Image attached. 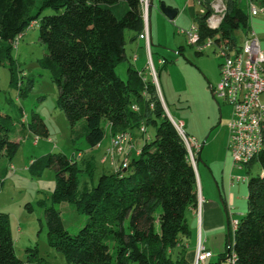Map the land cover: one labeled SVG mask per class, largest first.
Instances as JSON below:
<instances>
[{
	"label": "trees",
	"instance_id": "trees-1",
	"mask_svg": "<svg viewBox=\"0 0 264 264\" xmlns=\"http://www.w3.org/2000/svg\"><path fill=\"white\" fill-rule=\"evenodd\" d=\"M224 1L223 20L218 29H210L205 24L210 0H199L204 10L195 16L200 42L215 34L233 39L237 29H250L248 15L238 1ZM252 1L264 7V0ZM45 9L53 13L43 15ZM36 21L45 50L42 65L52 73L58 88L57 105L73 137L83 135L94 148L103 140L106 122L110 139L121 131H129L134 139L135 128L144 139L125 167L121 166L124 152L119 166L110 164L115 170H102L94 184L93 156L84 159L82 169L91 182L82 188L76 161L63 153L42 157L41 166L53 167L56 173L52 205L44 209L49 244L62 252L65 264H190L184 242L189 234L186 210L197 205L193 164L165 114L154 82L131 67L125 79L116 72L117 64L127 60L125 32L138 34L142 28L139 1L0 0V61L2 56L10 59L15 39ZM9 71L11 84H16L12 68ZM32 120V130L46 137L43 121L35 116ZM20 121L24 122L22 117ZM143 123L155 125L153 137ZM11 125V116L0 109V154L14 151L15 143L9 139ZM254 161L261 170L251 174ZM244 166L250 174L246 212L235 231L228 230L229 242L237 264H264V151ZM63 200L74 202L79 213L87 216L74 234L65 229L53 206ZM0 264H24L14 252L8 216L2 212Z\"/></svg>",
	"mask_w": 264,
	"mask_h": 264
},
{
	"label": "rangeland",
	"instance_id": "rangeland-1",
	"mask_svg": "<svg viewBox=\"0 0 264 264\" xmlns=\"http://www.w3.org/2000/svg\"><path fill=\"white\" fill-rule=\"evenodd\" d=\"M184 1L166 0L179 8H175L178 14L170 20L157 7L165 0H154V10L164 17V20H157L159 27L156 28L160 30L157 31L159 34L155 41H152L156 87L167 117L182 122L184 131L203 143L200 155L202 163L205 161L207 166L221 171L225 169L224 156L229 154L227 123L231 116V106L215 98L210 87L219 81L223 57L210 46L204 47L201 54H197L199 49L190 45L187 38L177 32L179 29H189L195 23L189 12L183 11ZM237 1L244 14L248 15L250 30L264 49V14L249 16L250 0ZM252 3L258 5L255 1ZM194 8L195 13L200 14L201 9L197 3ZM52 13L51 9L42 12L43 15ZM152 23L154 26L153 13ZM235 35L238 43L242 44L244 31L237 29ZM44 53V46L38 39L36 21L15 39L10 59L2 56L3 60L0 61V109L11 116L9 139L15 143L13 152L3 151L0 154V212L8 216L14 252L24 264H65L62 252L48 241L44 209L52 205L50 197L55 187L56 173L53 167L41 166L42 157L48 153H63L76 161L81 168L77 172L79 188L91 182L88 173L82 169V161L88 156L92 155L94 159L93 184L102 170L111 173L115 168L110 165L109 159L101 162L110 139L106 122H103L105 135L99 149L89 147L83 135L73 137L71 134L69 122L57 105L58 88L52 81V73L42 65ZM148 62L146 56V65ZM125 65L126 61H123L116 66V72L122 79L126 78ZM9 68H12L13 76L17 79L16 84L10 82ZM143 72L145 77L154 80L147 69H143ZM33 116L39 117L45 124L48 131L46 137L32 130ZM21 117L24 122L20 121ZM143 124L153 137L155 125ZM133 132L139 136L137 148H141L143 140L138 129H133ZM121 157L115 155L117 163ZM134 157V153L130 155V159ZM207 166L205 168L208 172ZM250 170L251 174H255L261 167L254 161ZM231 175L246 177L245 182L238 184L245 187L247 194L250 174L246 172L245 166L233 167ZM53 206L59 210L63 225L69 233H76L85 224L87 216L79 213L74 202L63 200ZM236 216L241 218L240 214ZM226 234L225 230V240ZM31 253L34 256H30ZM223 264L227 263L224 261Z\"/></svg>",
	"mask_w": 264,
	"mask_h": 264
},
{
	"label": "built area",
	"instance_id": "built-area-1",
	"mask_svg": "<svg viewBox=\"0 0 264 264\" xmlns=\"http://www.w3.org/2000/svg\"><path fill=\"white\" fill-rule=\"evenodd\" d=\"M138 1L142 19V28L138 37L144 41L149 59L145 69L153 75L154 80L152 81L156 86V71L151 60L152 40L149 29L152 0ZM195 1L200 5L199 0ZM250 2L249 16L264 14V7L255 6L252 0ZM209 7L210 14L206 17L205 24L210 29H218L226 12V3L224 0H210ZM200 9V13H203L204 10L201 7ZM177 32L183 34L187 38V42L196 46L198 51L210 46L223 57L220 64L219 81L210 87V91L215 98L221 99L231 106V116L227 123L228 151L233 167L240 168L264 151V49L260 47L259 40L250 29L244 30L242 44L238 43L236 35L233 39H229L221 37L220 34L209 36L200 42L199 29L196 23L192 24L189 29H179ZM139 74L141 73L139 72ZM157 93L160 96L158 89ZM161 101L164 106L162 98ZM169 119L184 144L191 162H194L195 153L199 151L201 143L184 131L182 122H176L170 117ZM140 129L145 131L143 125ZM132 146L133 137L129 131L116 133L111 137L110 145L102 160L105 161L108 158L110 164L117 168L119 165H117L115 155L123 156L126 152L124 151L125 147L130 149ZM127 162V157H124L121 166L125 167ZM263 174L262 171L261 175ZM234 180L245 182L246 177L237 176L234 177ZM237 225V220H231L229 223L230 231L234 232ZM211 256V251L198 241L192 264H203ZM224 260L227 264H237V258L230 242L224 253Z\"/></svg>",
	"mask_w": 264,
	"mask_h": 264
},
{
	"label": "crops",
	"instance_id": "crops-1",
	"mask_svg": "<svg viewBox=\"0 0 264 264\" xmlns=\"http://www.w3.org/2000/svg\"><path fill=\"white\" fill-rule=\"evenodd\" d=\"M164 3L165 5L167 3V6L171 8L179 9L177 5L170 4L166 2V0ZM195 3V0H185L183 4V11L187 10L194 19V16L197 15L194 8ZM153 4L154 0H152L150 11L149 29L151 40L155 41V38L159 34L157 31L160 30L156 28V26H158L159 19L164 20V17L157 13L159 11L154 10ZM157 7H159V5ZM152 13L155 19L154 26L152 23ZM125 56L127 58L125 75L128 67H131L135 71H143V69H145L147 55L144 41L140 39L135 32H125ZM133 57H135V59H133ZM138 137L139 136L134 137L132 148H127L124 155L127 159H130L131 154L134 153V155H136L140 150V148H137ZM141 139L144 140L142 137ZM100 145L101 143L94 148L99 149ZM202 145L203 143L199 151L195 153V160L192 162L197 179V205L194 208L189 207L185 213L189 228V234L184 242L187 247L186 258L190 264L193 263L196 246L198 241H200L205 248L212 253V256L203 264H223L225 261L224 253L229 245V223L231 220L238 221L239 219L236 215L240 214L242 217L246 212L247 194H245V187L238 184L240 181L234 180V177L237 176L231 175L233 165L230 154L224 156L223 164L225 165V169L221 171L218 169L214 170L212 166H207L205 161L204 163L201 161L200 155ZM129 151L131 153L130 155ZM204 164L207 166V170L212 177L206 171V166ZM225 230L227 233L226 240Z\"/></svg>",
	"mask_w": 264,
	"mask_h": 264
},
{
	"label": "water",
	"instance_id": "water-1",
	"mask_svg": "<svg viewBox=\"0 0 264 264\" xmlns=\"http://www.w3.org/2000/svg\"><path fill=\"white\" fill-rule=\"evenodd\" d=\"M158 8L159 11L170 20L173 19L177 14L176 9L166 6L164 3H160Z\"/></svg>",
	"mask_w": 264,
	"mask_h": 264
}]
</instances>
